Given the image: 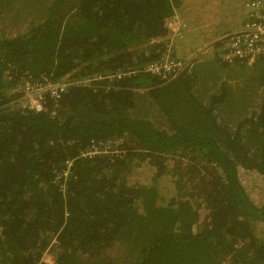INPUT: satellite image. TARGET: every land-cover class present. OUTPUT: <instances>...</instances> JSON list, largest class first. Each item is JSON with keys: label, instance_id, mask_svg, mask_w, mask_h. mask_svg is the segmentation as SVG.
Segmentation results:
<instances>
[{"label": "trees", "instance_id": "1", "mask_svg": "<svg viewBox=\"0 0 264 264\" xmlns=\"http://www.w3.org/2000/svg\"><path fill=\"white\" fill-rule=\"evenodd\" d=\"M248 1L29 3L28 29L0 34V264H50L48 248L52 264H264V54L222 58ZM174 16V56L205 44L215 77L201 57L169 82L143 71ZM117 70L131 74L99 78ZM24 78L94 80L34 111L15 91ZM95 141L122 155L81 156Z\"/></svg>", "mask_w": 264, "mask_h": 264}, {"label": "built area", "instance_id": "2", "mask_svg": "<svg viewBox=\"0 0 264 264\" xmlns=\"http://www.w3.org/2000/svg\"><path fill=\"white\" fill-rule=\"evenodd\" d=\"M249 17L245 21L242 28L224 34L221 40L223 42V59L228 60L234 57L248 58V62H252L261 54H264V1L262 0H249L246 2ZM184 26L178 16H174L168 21V27L171 29V37L165 46L163 57L159 60H154L143 65V71L158 76L162 81L169 82L181 74L188 64L197 57L194 55L190 60L184 61L181 58L174 56L177 50V38L181 34V29ZM204 47L201 51L196 53H203ZM131 74V71H119L109 73L99 78L112 81L120 79L125 75ZM36 81L24 78L15 91L20 93V106L26 107L34 111H42L45 108L46 98L49 96L56 101L59 100L62 93H64L73 84L88 85L94 79L83 78L81 80L72 81L69 78L52 81L48 78H43ZM112 142H93L88 148L81 152V156H95V155H122L121 150L116 148ZM72 160L67 161L65 169L61 170L59 178L66 177L69 173ZM61 187L65 189L62 183ZM44 261V260H43ZM45 262V261H44ZM49 263V262H46ZM52 264V262L50 263Z\"/></svg>", "mask_w": 264, "mask_h": 264}, {"label": "crops", "instance_id": "3", "mask_svg": "<svg viewBox=\"0 0 264 264\" xmlns=\"http://www.w3.org/2000/svg\"><path fill=\"white\" fill-rule=\"evenodd\" d=\"M34 1L38 7H41L38 0H0V3L1 2L10 3L9 5L7 4V6L5 7L4 5H0V34L5 35V36L6 35L10 36V35H13L19 32L26 31L29 25L32 23V20H33L32 17H35L34 15H29L31 14L30 13L31 7L29 3L34 2ZM48 1L49 0H42L40 2L46 3ZM8 10H11V11H8ZM16 14H18V17L15 16ZM233 31L234 30L229 31V32H233ZM212 53H216V52H212ZM214 61L218 63V61H216V58L214 59ZM208 91H210V87Z\"/></svg>", "mask_w": 264, "mask_h": 264}, {"label": "rangeland", "instance_id": "4", "mask_svg": "<svg viewBox=\"0 0 264 264\" xmlns=\"http://www.w3.org/2000/svg\"><path fill=\"white\" fill-rule=\"evenodd\" d=\"M39 1V4H41V2L40 1H42V0H38ZM239 24V23H238ZM238 24H236V25H238ZM240 29V28H239ZM238 30V29H237ZM234 31H236V30H234ZM204 47H206L205 46V44L203 45V46H201V47H199L198 49H196L195 51H193V52H191V53H189V55H187L186 57H184V58H181V59H183L184 61H188V60H190L192 57H194V55H196L197 54V57H201V61H200V63H199V65L203 68V69H205V72L201 75V78H212L213 76H214V74H215V71H213V74L211 73L212 72V70L213 69H218V68H221V66H219L215 61H214V59H215V56H214V54L213 53H205L206 52V50H207V47L205 48V52L204 53H196V52H199V51H201ZM199 67V66H198ZM248 71H249V69H248ZM234 72V71H233ZM233 72L232 71H230V70H226V71H224V72H222L221 74H219L218 75V78L216 79V81L214 80L212 83H211V85H210V90H212L219 82H221L223 79H230V77H231V75L233 74ZM234 75H235V73H234ZM235 76H238V75H235ZM215 77V76H214ZM228 77V78H227ZM228 101L229 102H232V100L230 99V97H229V99H228ZM228 109V108H227ZM221 117H227L226 116V113L223 115V116H221ZM153 118H155V119H157L158 117L156 116V115H153ZM140 171V170H139ZM129 175H132V176H134V177H140V173H134V172H132V173H130ZM242 176H243V178L246 180V181H249L248 182V187L250 188V190L254 187V183L255 182H252L253 181V178H254V175H251V176H249L248 174H246V173H242ZM256 184L259 186V188L258 189H254V192L257 190V191H259V189L260 188H262V187H264L263 186V181H262V179L261 178H257L256 179ZM253 192V193H254ZM264 228V227H263ZM261 230H263V229H261ZM264 233V232H263ZM50 249L48 248L47 250H46V252L42 255V258H41V261H45V262H49V263H53L54 262V258H55V255L53 254V252H51V251H49Z\"/></svg>", "mask_w": 264, "mask_h": 264}]
</instances>
